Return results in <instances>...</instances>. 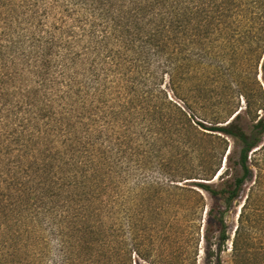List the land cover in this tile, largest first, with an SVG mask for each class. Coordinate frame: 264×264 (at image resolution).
Wrapping results in <instances>:
<instances>
[{
    "label": "trees",
    "instance_id": "trees-1",
    "mask_svg": "<svg viewBox=\"0 0 264 264\" xmlns=\"http://www.w3.org/2000/svg\"><path fill=\"white\" fill-rule=\"evenodd\" d=\"M260 162L264 0H0V264H264Z\"/></svg>",
    "mask_w": 264,
    "mask_h": 264
},
{
    "label": "rangeland",
    "instance_id": "rangeland-1",
    "mask_svg": "<svg viewBox=\"0 0 264 264\" xmlns=\"http://www.w3.org/2000/svg\"><path fill=\"white\" fill-rule=\"evenodd\" d=\"M158 83L160 86V89L162 90L159 95L161 96V98L163 99V101H165V108L163 109L165 112L172 114L173 116H175L176 118L181 117V111H183V113L187 114V116H189L192 119V123L195 122H203L206 123V121H203V117L201 116L205 109L202 108V106H200L197 103H193L190 102V97L191 95H203L205 93V91L203 90H197L194 88V83L195 81L193 79H175L174 81V85L170 84V82L168 81V77L167 76H160L158 78ZM203 87V86H201ZM216 95V94H215ZM224 99V98H223ZM221 100V96L220 95H216L214 96V100L215 103L219 102ZM171 102L170 103H168ZM202 103V102H201ZM175 105V106H174ZM211 108L213 109V111H218V109L221 108V106H219V104H216V106H211ZM181 110V111H180ZM209 110V109H208ZM249 122L246 121V124L244 125V127H248ZM228 144L229 147L228 149L231 150V154L235 155L237 154V150H238V146L234 144V141L232 139H228ZM202 162V159H195L194 156L192 155H188L186 158L183 159V163L184 165L181 166H186L187 168H196L198 167V165H200ZM261 165L264 166V162H260ZM226 165V162L223 158L222 160V165L221 167L223 168V166ZM168 167V171H172V169L174 171H176L175 166H171V165H167ZM221 168V172H223ZM149 169L146 168V170H144L143 174H145V172H147ZM182 171V170H180ZM257 167L254 168V177L257 174ZM147 174H152V173H147ZM219 172L216 174V176L213 178V184L214 185H219L220 184V179L218 178L219 176ZM254 180V178H253ZM252 181H248L246 182L244 188L242 189V192L240 194V197L238 198L237 202L234 204V208L233 210L230 212L229 217H228V225H229V231L233 232L235 229V225H236V217H237V213L239 211V207L241 205V203L244 201V198L247 194L248 191V187H250ZM205 197L207 199V203L210 204L211 203V199L210 197L205 194ZM223 259L227 260V257L225 256V254L223 255ZM197 264H203V254L200 253V256L198 258V263Z\"/></svg>",
    "mask_w": 264,
    "mask_h": 264
}]
</instances>
